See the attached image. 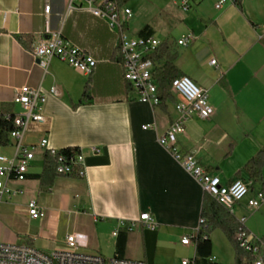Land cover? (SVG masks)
I'll list each match as a JSON object with an SVG mask.
<instances>
[{
    "label": "crops",
    "instance_id": "1",
    "mask_svg": "<svg viewBox=\"0 0 264 264\" xmlns=\"http://www.w3.org/2000/svg\"><path fill=\"white\" fill-rule=\"evenodd\" d=\"M130 1L124 5L135 12ZM48 3L50 15L45 13ZM69 3L0 0L2 111L22 112V106L14 102L21 87L41 89L46 96V123H33L24 143L39 145L48 138L52 148H78L85 155L82 177L43 174L45 150L37 148L25 180L0 178L13 190L0 198V242L31 244L49 254L66 248L69 234L80 233L87 237L81 251L103 256V242L109 234L113 239L110 256H115L114 232L124 221L134 222L124 257L146 264H175L173 258L164 260L160 251L187 246L193 247L190 257H194L195 245H184L181 239L199 228L205 192L158 142L179 114L175 107L178 97L169 87L174 102H168L167 109L140 101L124 79L118 34L88 10L68 11ZM156 3L162 9L166 0ZM174 3L184 15V34L178 39L152 24H141L131 31V19L126 31L140 36L144 26H151L162 44L172 42L180 76L190 77L207 90L213 115L189 118L178 146L193 153L223 184L237 179L247 182L250 193L237 205L235 216H246L248 229L263 239L264 204L251 209L247 200L264 191V169L262 176L254 179L243 168L264 149V44L260 38L264 0H238L221 10L215 8L216 0H203L188 11L181 9L177 0ZM48 19L53 30H61L64 37L97 59L92 75L57 57L45 63L33 55V46L44 37ZM189 34L194 36L192 42L179 44ZM86 87L88 98L84 97ZM92 147L99 152H92ZM1 155H15L12 140L0 146ZM31 200L38 201L44 217H31ZM142 213L152 216L155 229L140 220ZM255 217L256 225L263 229L260 234L252 228ZM212 259L217 261L215 255Z\"/></svg>",
    "mask_w": 264,
    "mask_h": 264
},
{
    "label": "built area",
    "instance_id": "2",
    "mask_svg": "<svg viewBox=\"0 0 264 264\" xmlns=\"http://www.w3.org/2000/svg\"><path fill=\"white\" fill-rule=\"evenodd\" d=\"M203 0H177L178 5L184 11L190 10L193 5ZM238 0H216L215 8L221 10L228 3H237ZM51 4L45 6L46 15L51 13ZM88 10L96 17L105 20L109 27L118 34V50L121 64L124 70V79L135 89L138 99L153 107L161 104L159 87L153 76L155 64L149 58L150 54L157 51L162 44V39L155 35L148 37L130 36L126 31L128 21L133 17V11L125 5H120L118 0H70L68 11ZM260 38L264 44V24L260 27ZM194 36L189 34L179 41V44L188 45ZM33 55L40 61L48 63L53 57L90 76L97 68L98 61L87 50L77 46L71 40L64 37L61 30H53L49 19L46 23L44 37L37 42L32 49ZM212 60V64H216ZM172 92L178 97L175 103L177 118L170 127L159 135L158 142L174 159L180 163L186 172L194 177L201 185L203 191L211 195L219 204L235 215L236 207L250 193V186L243 179H237L230 184H223L219 176H214L199 164L193 153H185L178 146V137L186 132V122L194 114L202 119H207L214 113V108L209 102L207 90L198 86L190 77L179 76L170 84ZM52 92L58 94L56 88ZM16 104L22 106V112L14 117L15 128L10 133V140L15 146V155L12 158L0 156V178L8 181L11 178L25 180L29 173L31 162L35 159L37 148L49 152L57 159V174L69 175L77 168V175L85 174L84 153L78 149H55L49 146L48 138H43L39 145H27L24 143V135L33 123H46L43 114V105L46 96L38 88L29 86L21 87L14 99ZM2 108L0 107V114ZM10 114H7V116ZM150 126H145L147 129ZM91 151L98 153L97 147ZM13 190L0 179V198L5 194H12ZM264 204V191H258L255 196L248 198L247 206L251 209H259ZM28 212L33 218L45 216V212L37 200L28 203ZM237 217V216H236ZM241 224L236 241L240 248L249 253L254 264H264V240L247 227V217H237ZM140 220L152 229L157 227L149 213H142ZM200 219V224L204 223ZM125 225L126 222L122 221ZM131 229L134 222H130ZM119 229V228H118ZM118 229L114 235H118ZM194 234L185 235L181 242L184 245H195ZM86 236L80 233L69 234L66 237V248L54 250L49 254L43 253L31 244H14L0 242V264H146L142 260H134L126 257L113 256L110 259L98 254H89L81 251L86 245ZM179 264H196L195 257L183 258Z\"/></svg>",
    "mask_w": 264,
    "mask_h": 264
},
{
    "label": "trees",
    "instance_id": "3",
    "mask_svg": "<svg viewBox=\"0 0 264 264\" xmlns=\"http://www.w3.org/2000/svg\"><path fill=\"white\" fill-rule=\"evenodd\" d=\"M120 5H124L126 0H118ZM154 30L151 26H144L139 35L148 37L153 35ZM171 41H166L160 45L156 52L149 55V58L155 64L153 76L158 83L159 93L161 98L160 106L167 109L168 102H174V98L169 92L171 82L180 76L179 70L175 64L177 51L172 47ZM160 64V65H159ZM89 88L86 87L84 97L88 98ZM14 114L7 116L3 110L0 114V146H7L10 142V133L15 128ZM70 149L78 150V148L63 149V152H69ZM264 169V149L260 150L252 159H250L243 170L250 177L258 179L262 176ZM43 174H57V159L49 152L44 153V169ZM77 168H74L69 175H76ZM201 219L205 222L200 224L197 235L194 237L195 242V262L196 264H224L212 259L213 242L210 236L217 229H220L227 236L229 242L236 250L235 264L250 263L253 258L245 250L239 247L236 241L238 230L241 227L237 217L230 213L225 207L219 204L208 193L204 194L202 204ZM131 231V224L127 222L123 227L118 229L116 240L115 256L123 258L125 256L128 235ZM264 240V237H263Z\"/></svg>",
    "mask_w": 264,
    "mask_h": 264
},
{
    "label": "rangeland",
    "instance_id": "4",
    "mask_svg": "<svg viewBox=\"0 0 264 264\" xmlns=\"http://www.w3.org/2000/svg\"><path fill=\"white\" fill-rule=\"evenodd\" d=\"M133 17L131 19L130 30H135L141 24H152L158 31L164 32L171 35L173 38L178 39L184 34V22L183 13L179 11L177 5H175L174 0H166V5L164 8H158L156 0H131ZM136 20L135 24L134 21ZM133 21V23H132ZM183 48L180 47V51ZM39 169V168H36ZM257 217L253 219L255 222V227L252 226L253 231L260 234L261 230L259 226L256 225ZM264 221V217H263ZM213 255L217 257V261L224 264H235L236 250L234 246L229 242L227 236L220 229L213 232ZM104 243L103 256L106 259H110L113 251V239L106 236ZM193 247L187 246L184 248L179 247L174 251L164 249L160 251V255L164 260L169 258L174 259V263L178 264L183 258L190 257L193 253ZM152 264V263H151ZM247 264H254L253 261Z\"/></svg>",
    "mask_w": 264,
    "mask_h": 264
},
{
    "label": "bare ground",
    "instance_id": "5",
    "mask_svg": "<svg viewBox=\"0 0 264 264\" xmlns=\"http://www.w3.org/2000/svg\"><path fill=\"white\" fill-rule=\"evenodd\" d=\"M121 58V57H120Z\"/></svg>",
    "mask_w": 264,
    "mask_h": 264
}]
</instances>
